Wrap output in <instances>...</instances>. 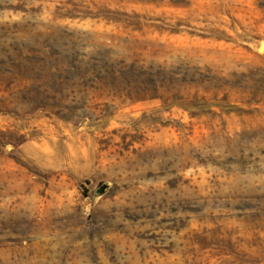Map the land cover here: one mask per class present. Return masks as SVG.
<instances>
[{
    "label": "rangeland",
    "instance_id": "1",
    "mask_svg": "<svg viewBox=\"0 0 264 264\" xmlns=\"http://www.w3.org/2000/svg\"><path fill=\"white\" fill-rule=\"evenodd\" d=\"M0 264H264V0H0Z\"/></svg>",
    "mask_w": 264,
    "mask_h": 264
}]
</instances>
